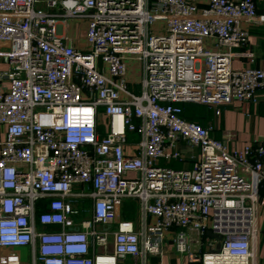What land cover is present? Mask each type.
<instances>
[{
  "label": "built area",
  "instance_id": "built-area-1",
  "mask_svg": "<svg viewBox=\"0 0 264 264\" xmlns=\"http://www.w3.org/2000/svg\"><path fill=\"white\" fill-rule=\"evenodd\" d=\"M261 1L0 0V264L137 262L163 253L168 235L194 264H258L264 141L230 150L181 103L220 114L258 101L264 67L233 59L244 23L264 25ZM70 17L87 19L85 49L59 32ZM129 59L143 63L141 93L127 87ZM130 132L138 154L125 151ZM181 142L200 149L193 166L162 165L183 160ZM79 197L92 199L80 223ZM126 198L140 200L142 233L120 217ZM95 223L115 225L113 253L91 256V237L109 244ZM209 231L222 238L198 254Z\"/></svg>",
  "mask_w": 264,
  "mask_h": 264
},
{
  "label": "crops",
  "instance_id": "crops-1",
  "mask_svg": "<svg viewBox=\"0 0 264 264\" xmlns=\"http://www.w3.org/2000/svg\"><path fill=\"white\" fill-rule=\"evenodd\" d=\"M205 2L206 0H197ZM259 8L262 9V1L258 0ZM82 29L72 32V28L67 22H61L59 32L72 39L74 45L79 49L86 48L85 33L87 28V20L83 21ZM249 29L250 35L248 43L241 48L235 49L236 55L233 59V67L235 69H244L246 67H264V25L254 23H244ZM144 77L143 63L137 59L128 60V69L126 74L127 87L134 93H141L143 90L142 79ZM258 101H238L235 100L230 104H222L220 106V114H216L215 107L198 104L197 108L190 110L192 121L199 122L205 126H213L211 134L214 138L227 141L230 150L242 148L247 144H257L264 141V92L259 93ZM183 107V106H182ZM184 108H186L184 106ZM186 119V118H185ZM104 121L108 120L107 116L103 117ZM188 120V119H187ZM138 121V120H137ZM230 135V136H229ZM140 140V135L130 132L126 145V153L138 154L140 149H133ZM180 150L184 154L183 160H171L169 162L161 159V164L175 169L191 168L194 163L192 156L198 157L200 149L198 147H190L186 142L180 143ZM130 176H135L130 173ZM81 187H76L75 191H81ZM91 191L92 188L90 187ZM261 194L264 195V186L261 188ZM75 206L83 208L85 206L92 207V199L90 197L75 198ZM92 215H80L76 218L80 223L83 219H90ZM122 219H128L134 222L135 230L139 233L144 231V218L141 210L140 200L137 198H126L123 201L120 211ZM148 223H153V217L148 218ZM257 237L254 247L257 252V263L264 264V208L260 207L255 218ZM58 225H42L38 224V230H58ZM99 233L107 232L109 236V244L107 246L97 243L91 237L90 254L94 256L98 253H113L114 250V231L115 225H104L101 223L93 224ZM211 232V231H209ZM208 232L209 239L205 238L200 244L194 243L192 248L201 254L211 247L212 241H218L215 234ZM219 242V241H218ZM124 264H194L189 260L186 253H180L176 249L174 235H168L167 241L163 247V253L153 254L147 253L138 258L137 262L131 256H128Z\"/></svg>",
  "mask_w": 264,
  "mask_h": 264
},
{
  "label": "rangeland",
  "instance_id": "rangeland-1",
  "mask_svg": "<svg viewBox=\"0 0 264 264\" xmlns=\"http://www.w3.org/2000/svg\"><path fill=\"white\" fill-rule=\"evenodd\" d=\"M84 20L86 21L87 19L86 18H79V17H70V18H68V26H70L72 28V32L75 33L76 31L82 29V25L84 24V22H83ZM192 105H196V104H192ZM83 205H84V209H85V216L92 215L89 206L87 207V206H85V204H83ZM22 252H23V259L26 260V262L28 263L30 261L28 249L24 248V249H22Z\"/></svg>",
  "mask_w": 264,
  "mask_h": 264
},
{
  "label": "trees",
  "instance_id": "trees-1",
  "mask_svg": "<svg viewBox=\"0 0 264 264\" xmlns=\"http://www.w3.org/2000/svg\"><path fill=\"white\" fill-rule=\"evenodd\" d=\"M191 104V105H190ZM192 104H195V103H192V102H183L181 103V106H183V113H182V116L190 121H192L193 117L191 116V111L192 109L195 110V108H197V105H192ZM184 106L186 108H184Z\"/></svg>",
  "mask_w": 264,
  "mask_h": 264
},
{
  "label": "water",
  "instance_id": "water-1",
  "mask_svg": "<svg viewBox=\"0 0 264 264\" xmlns=\"http://www.w3.org/2000/svg\"><path fill=\"white\" fill-rule=\"evenodd\" d=\"M209 233H211V232H209ZM214 236L217 237L219 240H221V238H222V236L219 234H215ZM220 246H221V243H219L218 247L220 248Z\"/></svg>",
  "mask_w": 264,
  "mask_h": 264
}]
</instances>
